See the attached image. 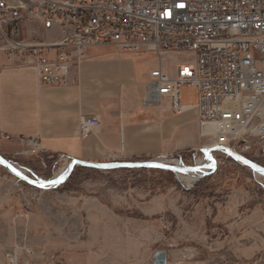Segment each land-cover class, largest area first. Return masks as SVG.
<instances>
[{
	"label": "rangeland",
	"instance_id": "obj_1",
	"mask_svg": "<svg viewBox=\"0 0 264 264\" xmlns=\"http://www.w3.org/2000/svg\"><path fill=\"white\" fill-rule=\"evenodd\" d=\"M62 33L55 24L23 30L39 40ZM190 58L155 55L146 62L164 61L173 71ZM196 98L195 87L181 88L182 102ZM235 148L264 166V137ZM19 152L7 159L39 179L52 178L68 161ZM195 153L165 158L194 165L203 156ZM214 155L216 167L191 187L173 171L76 166L64 183L39 188L0 163V264H8L6 253L14 247L21 248L20 264H147L157 251L167 253V264H264V175Z\"/></svg>",
	"mask_w": 264,
	"mask_h": 264
},
{
	"label": "built area",
	"instance_id": "obj_2",
	"mask_svg": "<svg viewBox=\"0 0 264 264\" xmlns=\"http://www.w3.org/2000/svg\"><path fill=\"white\" fill-rule=\"evenodd\" d=\"M50 24L62 38L23 36L29 26ZM107 45L159 59L191 57L174 75L152 70L141 103L166 100L172 114L194 108L214 153L239 154L237 143L264 137V0H0V55L32 66L40 85L68 84L86 49ZM183 86L197 89L194 105L181 103ZM99 127V117H80L81 136ZM10 137L0 131V140ZM21 253L20 247L6 253L8 264H20Z\"/></svg>",
	"mask_w": 264,
	"mask_h": 264
},
{
	"label": "crops",
	"instance_id": "obj_3",
	"mask_svg": "<svg viewBox=\"0 0 264 264\" xmlns=\"http://www.w3.org/2000/svg\"><path fill=\"white\" fill-rule=\"evenodd\" d=\"M149 56L155 54L114 45L88 47L69 83L51 86L39 84L32 66L9 64L1 54L0 131L11 136L2 141L4 157L33 150L28 140L40 157L96 163L182 157L207 147L194 108L172 114L166 100L142 105L151 71L160 67L174 75L184 62L169 71L164 61L148 65ZM196 101L181 103L192 106ZM81 116L99 117V131L81 136Z\"/></svg>",
	"mask_w": 264,
	"mask_h": 264
},
{
	"label": "water",
	"instance_id": "obj_4",
	"mask_svg": "<svg viewBox=\"0 0 264 264\" xmlns=\"http://www.w3.org/2000/svg\"><path fill=\"white\" fill-rule=\"evenodd\" d=\"M216 149L217 148L213 146H209V147H204L201 150L205 158L212 159L213 169L216 167V163H217V158L214 155V152ZM228 154L234 160L264 175V171H261V169H264V166L256 163L255 161L247 159L240 154H237L231 149H229ZM0 163L7 170V172L11 174L13 177H15L16 179L23 181L27 184H30L32 186L39 187V188L56 187L64 183L76 166H83V167L100 169V170H112V169H118V168H150V169H162V170L173 171V172L190 170V169L197 167L196 164L184 165V164L179 163L177 165H174L170 163H159L152 159L151 160H134V161H117V162H109V163H96V162H87V161H83L79 159H71L69 160V163H68L69 167H68V171H67L65 178L60 182L51 183V181H54L53 178H48V179L40 178L39 179V178L31 177L30 175L26 174L24 170L22 171L13 170L11 168L12 162L9 161L4 156H2L1 154H0ZM41 185H44V186L41 187ZM147 264H167V253L165 251H157L153 256V261Z\"/></svg>",
	"mask_w": 264,
	"mask_h": 264
},
{
	"label": "bare ground",
	"instance_id": "obj_5",
	"mask_svg": "<svg viewBox=\"0 0 264 264\" xmlns=\"http://www.w3.org/2000/svg\"><path fill=\"white\" fill-rule=\"evenodd\" d=\"M205 128L210 130L209 127H205ZM68 162L69 160L67 161L66 164L60 166L59 168L57 167L58 169L55 171L52 177L54 181L60 182L65 178L67 171H68V167H69ZM159 163H170V164L177 165L180 162L178 159L161 158V160H159ZM195 164L197 167L193 169L184 170V171H176V176L178 180L184 183L188 187H191L193 184H195L196 181H198L203 176L209 174L213 170V165H212L213 161L212 159L210 160V158H205V157L197 158L195 161ZM11 168L15 171H22L17 165L12 164V163H11ZM257 173L261 174L259 172ZM61 176H63V179H60Z\"/></svg>",
	"mask_w": 264,
	"mask_h": 264
},
{
	"label": "snow or ice",
	"instance_id": "obj_6",
	"mask_svg": "<svg viewBox=\"0 0 264 264\" xmlns=\"http://www.w3.org/2000/svg\"><path fill=\"white\" fill-rule=\"evenodd\" d=\"M182 6V5H181ZM261 171H264V169H261ZM60 179H63V176L60 177ZM57 181H51V183H56ZM44 185H41L43 187Z\"/></svg>",
	"mask_w": 264,
	"mask_h": 264
}]
</instances>
